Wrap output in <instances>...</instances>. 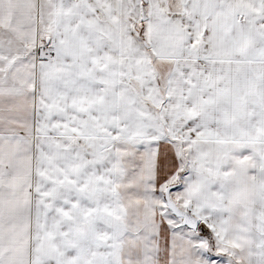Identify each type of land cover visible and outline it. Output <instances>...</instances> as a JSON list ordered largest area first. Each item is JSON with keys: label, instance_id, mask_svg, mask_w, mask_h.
Instances as JSON below:
<instances>
[{"label": "snow or ice", "instance_id": "6c2138e0", "mask_svg": "<svg viewBox=\"0 0 264 264\" xmlns=\"http://www.w3.org/2000/svg\"><path fill=\"white\" fill-rule=\"evenodd\" d=\"M0 264H264V0H0Z\"/></svg>", "mask_w": 264, "mask_h": 264}]
</instances>
